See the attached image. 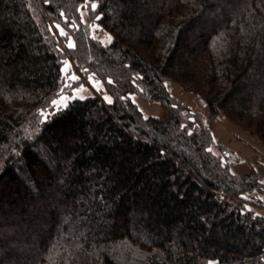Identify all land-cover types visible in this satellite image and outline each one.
Wrapping results in <instances>:
<instances>
[{"label":"trees","instance_id":"obj_1","mask_svg":"<svg viewBox=\"0 0 264 264\" xmlns=\"http://www.w3.org/2000/svg\"><path fill=\"white\" fill-rule=\"evenodd\" d=\"M66 59L112 103L43 119ZM167 83L264 142V0H0V264H264V216L244 198L258 174H232Z\"/></svg>","mask_w":264,"mask_h":264},{"label":"rangeland","instance_id":"obj_2","mask_svg":"<svg viewBox=\"0 0 264 264\" xmlns=\"http://www.w3.org/2000/svg\"><path fill=\"white\" fill-rule=\"evenodd\" d=\"M92 4L96 5L93 2H86L79 7L82 23L95 40L107 45L111 42V35L100 26L99 15L96 12L97 5L93 9ZM63 31L67 33L65 30ZM69 43L75 46L73 39L69 40L68 45ZM63 76L62 88L53 100L57 104L52 102L51 108L41 112L43 119L64 108L65 104L67 105L69 101L75 98H86L95 93H101L104 99L109 97L112 101L111 95L105 92L102 81L97 80L92 75H84L86 77L84 79L76 73L73 64L68 59L63 65ZM72 77H76V79H72ZM167 88L176 99L204 116L214 139L211 150L216 156L222 157L223 163L227 164L232 174L242 175L252 170L258 174L259 189L245 194L244 198L247 208L254 210L260 216H264V142L257 135L229 120L224 113H219L217 116L212 115L199 95L183 90L176 83H167ZM132 99L139 108L142 107L148 113L147 115L142 112L145 116L162 118L166 113L164 107L158 102L146 101L136 95H132ZM210 264H214V262Z\"/></svg>","mask_w":264,"mask_h":264},{"label":"snow or ice","instance_id":"obj_3","mask_svg":"<svg viewBox=\"0 0 264 264\" xmlns=\"http://www.w3.org/2000/svg\"><path fill=\"white\" fill-rule=\"evenodd\" d=\"M91 7H92L93 9H95L96 5H95V4H92ZM57 27H59V26H57ZM60 34H61V35H67V33H65V32L63 31V29H60ZM68 46H69V47H73L74 45H72L71 43H69ZM72 79H76V77H72ZM62 99H64V98L62 97ZM105 99L107 100L108 103H112L111 98H109V97H105ZM53 104H57V102H56V101H53ZM57 106L59 107V105H57ZM64 106H66V104H65ZM209 151H211V149H209Z\"/></svg>","mask_w":264,"mask_h":264},{"label":"crops","instance_id":"obj_4","mask_svg":"<svg viewBox=\"0 0 264 264\" xmlns=\"http://www.w3.org/2000/svg\"><path fill=\"white\" fill-rule=\"evenodd\" d=\"M139 109L142 110V112H143L144 114H147V115H148V113H146V112L143 110L142 107H140Z\"/></svg>","mask_w":264,"mask_h":264}]
</instances>
